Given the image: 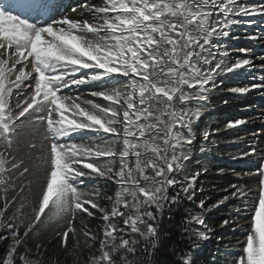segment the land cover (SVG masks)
Returning <instances> with one entry per match:
<instances>
[{
    "label": "snow or ice",
    "instance_id": "obj_1",
    "mask_svg": "<svg viewBox=\"0 0 264 264\" xmlns=\"http://www.w3.org/2000/svg\"><path fill=\"white\" fill-rule=\"evenodd\" d=\"M241 41L264 45V0H0V241H9L0 264H46L39 244L35 256L18 251L46 210L50 221H67L57 233L65 247L77 215L101 221L95 230L81 221L95 249L87 264H160L165 221L182 208L179 227L189 248L180 261L197 264L217 231L206 216L221 206L229 211L219 227L242 230L244 240L220 247L217 237L205 264H264V159L243 173L260 177L250 212L252 190L244 185L197 203L209 168L200 160L191 167L221 131L207 130L209 117L253 92L264 99V52ZM82 86L92 89L89 98L72 94ZM218 91L231 95L216 101ZM249 122L230 118L224 130ZM25 130L27 147L41 153L44 183L21 236L15 215L6 216L16 198H8L5 176L24 165L8 150ZM30 171L23 166L19 175ZM101 181L115 191L102 195Z\"/></svg>",
    "mask_w": 264,
    "mask_h": 264
},
{
    "label": "rangeland",
    "instance_id": "obj_2",
    "mask_svg": "<svg viewBox=\"0 0 264 264\" xmlns=\"http://www.w3.org/2000/svg\"><path fill=\"white\" fill-rule=\"evenodd\" d=\"M251 31V29H249ZM238 46L251 47L253 51L259 55L264 52V45L260 44L258 41L247 42L241 41ZM259 64V61H256ZM261 75V72L257 70V78ZM92 89L89 87H81V89H73V95H80L82 99L89 98V92ZM67 91V90H66ZM231 94L225 93L224 95H218L214 97V100L219 101L223 98H227ZM97 102H100L98 98ZM15 103V100H14ZM249 105H251L249 107ZM264 99H262L258 94L253 92V94L248 95L246 98L237 99L230 102L229 105L225 106L220 111H217L212 117H209L205 121L207 130L212 131L214 128H220L221 131L215 132L216 137H220L222 140V146L219 151L222 155L221 158L213 160L211 156L206 154H199L194 157L191 162V167L193 170L198 168L196 160H200L202 164L209 168V171H214L212 176H209V172L202 176L197 184V187L206 188L208 186L219 187L220 197L225 195L222 190L228 188L230 184H235L238 187L244 185L245 189H251L249 193L248 204L251 211V207L254 201L258 197L259 189V179L258 175H243V173L256 171V163L264 159ZM248 118L249 123L247 125L240 126L236 129L224 130L225 124L228 119L236 118ZM23 119V118H22ZM205 125H202L204 127ZM213 134V135H214ZM255 134V135H254ZM32 137L29 135V130L25 132L19 138L18 143H14L13 147L8 150L12 156H16L17 161L23 160L24 165L30 168V173H26L23 177L19 175L21 169H13L6 174L5 179L9 181V191L8 198L11 199L13 196L16 198L11 207L13 208V216L16 217V222L18 225L27 226L33 219L34 213L33 208L37 205V197L40 193L41 185L44 183V173L41 167H39L40 162L37 157L41 154L39 150H31L27 147L29 140ZM39 144V139L35 141ZM252 148L256 149V153L251 157H241V153L244 151H251ZM0 151H5L4 145L0 142ZM7 154V153H6ZM232 156L238 157L237 159H232ZM11 159V156H9ZM219 168H224L225 172L223 174L219 173L217 170ZM234 170V171H233ZM240 173L241 175H236ZM88 184V190H90L93 185ZM101 187V184H99ZM81 187H84L81 185ZM23 189V191H21ZM23 203L24 209L22 214L17 213L16 209L19 205ZM240 201H231V205H239ZM228 215V209L221 206L220 210H213L210 214L208 213L206 218H214L216 222H220L225 216ZM87 216L77 215L75 221L76 230L82 228L81 221H86ZM23 221L21 224L20 222ZM67 223L65 220L50 221L48 219V212L46 210L45 216L42 217L41 222L37 223L32 231L31 236L26 238V242L30 245L28 247V252L35 256L38 253L37 244L41 247L40 252L44 253V260L46 264H87L88 257L83 263L76 256L74 252V236L69 234L67 241V246H63L61 236L57 235L58 231H63L64 226ZM241 223H245L241 221ZM217 231L214 235L221 236H232L233 241L236 242L237 239L243 241L244 233L242 230L237 229L236 232H232L230 229L216 228ZM95 252V249L89 253L91 255Z\"/></svg>",
    "mask_w": 264,
    "mask_h": 264
},
{
    "label": "trees",
    "instance_id": "obj_3",
    "mask_svg": "<svg viewBox=\"0 0 264 264\" xmlns=\"http://www.w3.org/2000/svg\"><path fill=\"white\" fill-rule=\"evenodd\" d=\"M210 139L214 140L216 145L220 146V144L222 143V141L215 136H212ZM215 144L211 146L212 151L210 153L212 156L217 157L219 156V148L215 147ZM209 173H210L209 175H212L214 171H210ZM100 184H101V188L103 189L102 195L104 194L111 195L115 191L114 186L104 189V184L102 181L100 182ZM203 189L204 191L202 193L201 192L197 193V203L199 199H205L207 203H214L216 200L220 198L219 187L211 185ZM102 203H106V201H102ZM2 206H3V201L0 200V207ZM184 207L188 209H192L194 211L196 210L195 205L188 201L184 202ZM12 213H13V208L10 206L6 213V216L12 217ZM183 216H184V212L182 208L179 212H177L173 220L165 221V227L169 231V237L163 241V244L159 250L157 259L160 261V264H181L180 256L183 254V252H185L189 248V242L181 234L180 227H179L183 219ZM86 221H87L86 223L88 224V226L94 230L98 229L101 226V221L98 218L87 217ZM206 222L209 224V226L215 229L218 228L220 224V222H216L214 218L212 219L209 217L206 218ZM193 227H200V226L193 225ZM25 229H26L25 226H20L19 230H20L21 236H23ZM80 230H77L74 236L73 245H74V252L76 256H78L81 262L84 263L87 257L89 256V253L94 248L88 247V244L86 243V238L83 236ZM217 237H220V236L213 235L212 239L204 242L202 249H200L198 253L199 259L197 261V264H205V262L208 260L210 256V253L218 247ZM221 237H223V239L219 241L220 247H222L223 244L228 242L229 240H231V242L235 244V242L233 241L234 238L232 236H221ZM25 240L26 238L23 240L22 245L18 249L20 253H24L26 251L28 252L27 249L30 244L26 242ZM77 240L79 241V249L75 247ZM8 244H9V241L7 240L0 241V254H3L5 252L6 248L8 247ZM98 246L99 245L97 243L96 247L98 248Z\"/></svg>",
    "mask_w": 264,
    "mask_h": 264
}]
</instances>
